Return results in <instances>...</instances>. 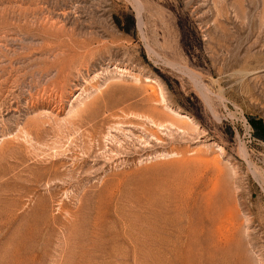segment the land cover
<instances>
[{
	"label": "rangeland",
	"instance_id": "1",
	"mask_svg": "<svg viewBox=\"0 0 264 264\" xmlns=\"http://www.w3.org/2000/svg\"><path fill=\"white\" fill-rule=\"evenodd\" d=\"M137 1L0 0V264H264V0Z\"/></svg>",
	"mask_w": 264,
	"mask_h": 264
},
{
	"label": "trees",
	"instance_id": "2",
	"mask_svg": "<svg viewBox=\"0 0 264 264\" xmlns=\"http://www.w3.org/2000/svg\"><path fill=\"white\" fill-rule=\"evenodd\" d=\"M249 122L252 127L253 134L260 140L264 141V124L262 123V121L250 119Z\"/></svg>",
	"mask_w": 264,
	"mask_h": 264
},
{
	"label": "bare ground",
	"instance_id": "3",
	"mask_svg": "<svg viewBox=\"0 0 264 264\" xmlns=\"http://www.w3.org/2000/svg\"><path fill=\"white\" fill-rule=\"evenodd\" d=\"M135 1V4L134 5H136V11H137V14H138V10L140 9V5H139V2L137 1V0H134ZM75 49V48H74ZM15 88V87H14ZM151 90V92H152V94L155 92L153 89H150ZM157 92V91H156ZM148 96V95H147ZM153 96H155V95H153ZM149 97V96H148ZM150 98H151V96H150ZM154 99V98H153ZM149 100V99H148ZM152 100V99H151ZM163 100L161 99L160 100V102H162ZM50 102V101H49ZM176 116H177V118L179 117V118H181V119H186V120H188V118L186 117V116H179L178 114H175ZM187 123H188V121H186ZM186 122H184V123H186ZM173 123V122H172ZM160 125V124H159ZM170 125V124H169ZM186 125V124H185ZM189 126V125H188ZM176 128V127H175ZM188 128H190V127H188ZM180 130V129H179ZM186 131V130H185ZM187 133V132H186ZM30 135V133H28V132H25V133H23L22 135H24L23 137H26L25 135ZM171 134V133H170ZM169 134V135H170ZM197 134V133H196ZM28 135V136H29ZM176 135V134H175ZM182 136V135H181ZM132 137V136H131ZM25 139V138H24ZM19 140V139H18ZM37 143V142H36ZM217 168V167H216ZM227 238V237H226ZM229 239V238H228ZM224 258V257H223ZM213 259V258H212Z\"/></svg>",
	"mask_w": 264,
	"mask_h": 264
}]
</instances>
